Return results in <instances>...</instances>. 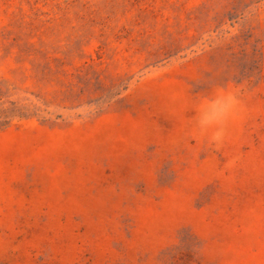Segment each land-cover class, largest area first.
<instances>
[{
    "label": "rangeland",
    "instance_id": "obj_1",
    "mask_svg": "<svg viewBox=\"0 0 264 264\" xmlns=\"http://www.w3.org/2000/svg\"><path fill=\"white\" fill-rule=\"evenodd\" d=\"M0 264H264V0H0Z\"/></svg>",
    "mask_w": 264,
    "mask_h": 264
},
{
    "label": "clouds",
    "instance_id": "obj_2",
    "mask_svg": "<svg viewBox=\"0 0 264 264\" xmlns=\"http://www.w3.org/2000/svg\"><path fill=\"white\" fill-rule=\"evenodd\" d=\"M243 112L237 89L216 86L197 101L191 120L190 135L209 147L219 149L228 137L229 124Z\"/></svg>",
    "mask_w": 264,
    "mask_h": 264
}]
</instances>
